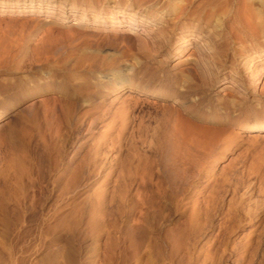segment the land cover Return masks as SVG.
<instances>
[{
    "label": "rangeland",
    "instance_id": "374dc122",
    "mask_svg": "<svg viewBox=\"0 0 264 264\" xmlns=\"http://www.w3.org/2000/svg\"><path fill=\"white\" fill-rule=\"evenodd\" d=\"M96 3L115 5L0 4V264H264V130H245L264 118V69L255 88L236 85L250 60L238 33L212 42L202 32L170 59L161 54L175 46L145 58L139 41L160 22L135 32L127 22H78ZM42 15L56 22L40 24ZM199 53L205 74L218 57V80L193 71ZM122 67L127 79L118 88L108 72ZM163 73L203 99L195 117L178 112L191 98L149 94L167 87ZM166 106L186 119L187 139L170 138L163 161L151 164L147 149ZM135 166L145 182H131ZM197 203L203 210L191 223Z\"/></svg>",
    "mask_w": 264,
    "mask_h": 264
},
{
    "label": "bare ground",
    "instance_id": "6f19581e",
    "mask_svg": "<svg viewBox=\"0 0 264 264\" xmlns=\"http://www.w3.org/2000/svg\"><path fill=\"white\" fill-rule=\"evenodd\" d=\"M18 1L19 0H15V2ZM123 1L124 3L118 5V1L113 0V3L115 5L112 6L111 9H107L106 6H101L99 5V3H96V5L93 6L94 10L92 12V16H82L83 18H78L77 21L80 22L83 19L86 23H93L94 25H96V27L106 26L112 28L119 27L127 22L129 23L128 29L130 32H135L133 31V26L137 27L144 23L159 21L160 24H156L155 29L148 30L149 32L147 34L149 36V39L142 38L139 41V47L142 48L141 55L146 58L156 52L159 53L166 47L170 48L171 46H175L174 50H166L161 54L162 61L170 59L172 56L177 54H174L172 51L175 52L179 50V53L184 52L187 49V45L189 44V42L198 43L201 39L199 35L202 32H206L208 38H210L209 41L212 40V42L213 40L220 38L229 40L233 34L238 33L240 34L239 37L241 39V44L246 46H243V48L245 47L244 51L250 52L247 54L250 60L246 64V69H249V71H247V75H238L242 81L236 85H238V87H240L241 89L247 90L249 84L253 88H255L262 82L264 61L259 65H262L261 67L256 65L252 68H249L248 65L251 63L252 59H264V0ZM25 2H27L30 6H33V0H24V3ZM7 3L8 0L0 1V4L2 5H5ZM10 11L16 12L18 10L11 9ZM117 12H123V14H127L128 20L117 17L115 15ZM29 18L35 19L36 17H34V15H31V17ZM37 18L39 19L40 24L46 22H56L49 15H42ZM201 55L202 53H199V55H193L194 59L191 58L193 71L197 73V76L201 78V81H204V79L213 82L215 80H218L217 71L220 67V65H218V57L213 56L212 66L208 65L206 67V70H208V74H205L206 71L201 69V67H199V64H206V56L201 57ZM183 60L184 59L178 60L177 62H181ZM126 68L127 67H122L108 72V75L114 79L112 82L116 83V86H119L118 88L123 87L126 83L127 78L126 75L123 74V71H125ZM157 68L160 69L161 65L158 64ZM237 73V68H233L232 74L235 75ZM153 77L154 73L151 74L148 81H151V78ZM160 80L166 81L167 87L157 89L153 87L152 89H150L149 94L160 99L171 98L174 102L177 101L178 98L182 97H185L187 99L191 98L189 100L190 105L188 106V110H186L185 107L182 106L181 110H178V112L179 114H186L187 116L190 114L192 117H195L196 113L194 110L198 106L200 107L201 104H203V99H192L195 98V90L192 84L185 83V81H179L182 79H180L177 74L167 75L163 73L160 76ZM229 83L233 84L235 83V81L231 80ZM227 88L233 89V85L227 86ZM143 91H145V89ZM261 91H264V83ZM230 108L231 105L228 103L226 109L230 110ZM178 112L177 109H174L172 106H166L162 109V124L154 133L153 143L147 149L148 155L145 162L151 164L161 163L163 156L162 158L160 156L162 152L165 151L167 141L170 138H174L176 140L178 139V141H186L187 133L183 132L180 126V122L186 119H180V116L178 117ZM202 117H205L207 119L213 118L212 115H202ZM245 130H264V118L256 117L248 120L245 124ZM186 156L188 157V155ZM186 156L180 159L181 162L184 163L188 161V158ZM136 166L131 172V182H136L139 179V181L143 183L145 182V175L143 173L138 174ZM197 180H199V178ZM192 182L198 183L194 180ZM211 209H213V206ZM202 210L203 209L200 204L197 203L194 211L192 212V220H190L191 223L194 222L193 217H195L196 219L197 216L200 215Z\"/></svg>",
    "mask_w": 264,
    "mask_h": 264
}]
</instances>
